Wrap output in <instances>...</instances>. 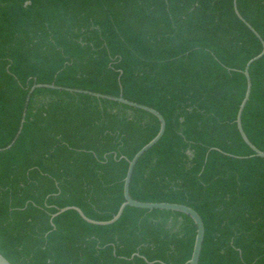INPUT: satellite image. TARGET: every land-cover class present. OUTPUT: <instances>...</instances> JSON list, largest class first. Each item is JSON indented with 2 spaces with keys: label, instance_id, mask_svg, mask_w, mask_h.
I'll use <instances>...</instances> for the list:
<instances>
[{
  "label": "trees",
  "instance_id": "1",
  "mask_svg": "<svg viewBox=\"0 0 264 264\" xmlns=\"http://www.w3.org/2000/svg\"><path fill=\"white\" fill-rule=\"evenodd\" d=\"M264 41V0H237ZM234 0H0V253L12 264H186L185 214L127 207L130 194L203 219L199 264H264V159L236 119L262 51ZM242 124L264 152V56ZM55 85L59 89H35ZM24 114L25 123L18 132ZM11 146L10 149H7Z\"/></svg>",
  "mask_w": 264,
  "mask_h": 264
},
{
  "label": "water",
  "instance_id": "2",
  "mask_svg": "<svg viewBox=\"0 0 264 264\" xmlns=\"http://www.w3.org/2000/svg\"><path fill=\"white\" fill-rule=\"evenodd\" d=\"M234 8H235V12L237 14V16L257 35V37L261 40L262 42V51L261 53L254 57L253 59H251L244 71L243 74L246 77L247 80V89H246V93H245V97L240 105L238 114H237V119H236V124L238 127V130L240 132V135L243 139V141L252 149V151L254 152L253 156H257L260 158L264 159V152L261 151L260 149H258L248 138L247 134L245 133L244 129H243V124H242V116H243V112L246 108V105L248 103V101L250 100V96H251V92H252V80H251V76L249 73L250 67L252 66L253 63H255L256 61L260 60L263 56H264V41L261 39L260 35L255 31V29L242 17V15L240 14L238 7H237V0H234ZM38 88H47V89H59L58 87H56L55 85H35L29 92V96L27 99V103L26 106L29 103L30 100V96L32 95V93L34 92L35 89ZM68 92L71 93H80V94H87L93 97H96L98 99H106L109 101H114V102H119L122 104H125L129 107L132 108H136V109H140L143 111H146L152 115H154L160 123V129L158 134L147 144L145 145L135 156L132 160H128L129 163V167H128V171H127V175L124 179V203L121 205V207L119 208L117 214L109 221H95L92 220L90 218H88L84 212L75 206H71V207H66L63 209H59V211L52 215V218H55L57 216H59L60 214L69 211V210H74L76 212H78L80 214V216L87 221L88 223L94 224V225H100V226H108V225H112L114 223H116L123 215L125 209L127 207H133V208H137V209H144V210H165V211H173V212H179L185 215H188L195 223L196 226V239H195V244H194V249H193V253L191 256V259L186 263V264H199L200 262V257H201V253H202V248H203V242H204V238H205V225L203 222V219L201 218V216L198 214V212H196L194 209H192L189 206L186 205H182V204H175V203H145V202H140L137 200H134L131 197L130 194V186H131V181H132V176L134 173V169L138 163V161L141 159V157L147 152L149 151L151 148H153L164 136L165 131H166V120L163 117V115L157 111L154 108L145 106V105H141V104H137L134 102H130L128 100H126L122 95L119 97H113V96H108V95H103V94H99V93H94V92H88V91H83V90H77V89H65ZM25 117L26 114H24L22 122H21V127L20 130L18 132V135L21 134L22 129H23V125L25 123ZM11 146H9L7 149H10ZM0 264H12L10 263L1 253H0Z\"/></svg>",
  "mask_w": 264,
  "mask_h": 264
}]
</instances>
